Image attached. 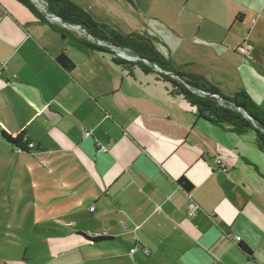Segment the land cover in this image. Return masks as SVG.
<instances>
[{
	"label": "crops",
	"instance_id": "1",
	"mask_svg": "<svg viewBox=\"0 0 264 264\" xmlns=\"http://www.w3.org/2000/svg\"><path fill=\"white\" fill-rule=\"evenodd\" d=\"M70 1L98 25L150 36L175 71L226 98L245 91L264 112V0ZM68 27L0 0V170L30 176L64 224L48 241L62 255L54 264H264L256 130L210 121L149 60ZM3 131H24L36 154Z\"/></svg>",
	"mask_w": 264,
	"mask_h": 264
},
{
	"label": "trees",
	"instance_id": "2",
	"mask_svg": "<svg viewBox=\"0 0 264 264\" xmlns=\"http://www.w3.org/2000/svg\"><path fill=\"white\" fill-rule=\"evenodd\" d=\"M32 12L45 19V15L40 12L32 0H18ZM48 3V11L58 15L63 22L71 24H81L95 38L105 40L112 45L127 48L135 55L157 64L163 70L179 76L173 77L171 74L162 73L161 76L170 83L174 94L182 95L190 105L195 106L200 115L216 124H229L236 131L242 132L247 129H254L258 135V144L264 150V112L251 100L245 91H239L231 98L222 96L215 86L205 77L197 73H185L175 71L165 57L158 51L154 40L148 35L137 33L122 35L118 31L106 25L96 24L89 14L70 0H45ZM105 49V48H104ZM58 62L66 69H73L74 62L62 51L57 58ZM136 63L143 65L139 59ZM125 63H127L125 61ZM193 89L205 92V94L195 93ZM215 95H219L225 100L224 104L218 101ZM242 108L252 117L247 118L238 108ZM3 138L14 146H24V131L2 133ZM29 153V152H27ZM181 182L188 189L190 184L184 179Z\"/></svg>",
	"mask_w": 264,
	"mask_h": 264
},
{
	"label": "rangeland",
	"instance_id": "3",
	"mask_svg": "<svg viewBox=\"0 0 264 264\" xmlns=\"http://www.w3.org/2000/svg\"><path fill=\"white\" fill-rule=\"evenodd\" d=\"M222 100L218 98L224 104ZM14 172L8 170L6 175L0 170V264H54L62 255L53 258L48 241L55 231L66 228L53 223L57 214L45 204V195L41 196L31 177L14 179Z\"/></svg>",
	"mask_w": 264,
	"mask_h": 264
},
{
	"label": "built area",
	"instance_id": "4",
	"mask_svg": "<svg viewBox=\"0 0 264 264\" xmlns=\"http://www.w3.org/2000/svg\"><path fill=\"white\" fill-rule=\"evenodd\" d=\"M35 7L42 13L44 12H47L49 13V15H47L46 17L48 18V20L52 21V22H56V23H65L62 21V19L56 15V14H53V13H50L48 11V3L47 1L45 0H32ZM65 26H67L66 24H64ZM95 42L103 47H108L112 50H114L116 52V54L120 57H123V58H126L128 60H131V61H136L139 59L138 56H135V55H131L129 54L128 52L124 51L122 48H115L111 43H109L108 41H105V40H100V39H96ZM242 51L248 53L249 55V52L251 51L252 49V46L250 44H244L241 48H240ZM251 57V56H250ZM146 60L145 62H147L148 60L147 59H144ZM5 68V63H1L0 64V74L2 73V71L4 70ZM155 68L157 69H160L159 67H157L155 65ZM160 71H162L163 73H166V74H169L170 72H167L163 69H160ZM202 94H205V92L201 91ZM217 98H219L220 96L219 95H215ZM34 147H35V144L33 142H28L26 145L24 146H16L15 149L17 152H29L30 154H33L34 155L36 154L35 151H34ZM102 150H105L104 147H101ZM217 163L220 164L222 166V169L223 170H227V168L225 167L224 164H222L221 160L220 159H217ZM199 206L195 203V202H192L191 206H190V209H189V214L191 216H195L196 213H197V210H198ZM94 209V208H92ZM92 236L94 237H99L101 236L102 234L100 232H95V233H92L91 234ZM235 240L236 241H240V237L239 236H234ZM136 248H133L131 249V252L130 254L133 255L134 252H136ZM147 254L149 253L148 250L145 251Z\"/></svg>",
	"mask_w": 264,
	"mask_h": 264
},
{
	"label": "water",
	"instance_id": "5",
	"mask_svg": "<svg viewBox=\"0 0 264 264\" xmlns=\"http://www.w3.org/2000/svg\"><path fill=\"white\" fill-rule=\"evenodd\" d=\"M45 16H47V15H49V13H47V12H44L43 13ZM64 24H66L67 26H69V24L68 23H64ZM84 32L90 37V38H92V39H96L94 36H92L90 33H88V32H86L85 30H84ZM115 48H120V46H116V45H113ZM138 57L139 58H142V57H140L139 55H138ZM154 65H156L157 67H159L157 64H155L154 63ZM160 69H162L161 67H159ZM171 75L173 76V77H175V78H179V76L178 75H176V74H173V73H171ZM239 110H241L243 113H244V115L247 117V118H251L250 117V115L247 113V111H245V110H243L242 108H238Z\"/></svg>",
	"mask_w": 264,
	"mask_h": 264
},
{
	"label": "flooded vegetation",
	"instance_id": "6",
	"mask_svg": "<svg viewBox=\"0 0 264 264\" xmlns=\"http://www.w3.org/2000/svg\"><path fill=\"white\" fill-rule=\"evenodd\" d=\"M69 24V29H75V28H77L78 30H81L82 32H84V30L86 31V32H88L87 30H86V28L83 26V25H81V24H71V23H68ZM85 33V32H84ZM89 33V32H88ZM86 34V33H85Z\"/></svg>",
	"mask_w": 264,
	"mask_h": 264
}]
</instances>
